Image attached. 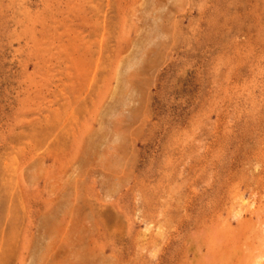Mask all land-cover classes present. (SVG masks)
Returning a JSON list of instances; mask_svg holds the SVG:
<instances>
[{
	"label": "rangeland",
	"instance_id": "1",
	"mask_svg": "<svg viewBox=\"0 0 264 264\" xmlns=\"http://www.w3.org/2000/svg\"><path fill=\"white\" fill-rule=\"evenodd\" d=\"M0 264H264V0H0Z\"/></svg>",
	"mask_w": 264,
	"mask_h": 264
}]
</instances>
